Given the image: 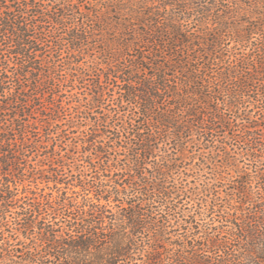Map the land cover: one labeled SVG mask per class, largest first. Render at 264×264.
<instances>
[{
    "label": "trees",
    "instance_id": "obj_1",
    "mask_svg": "<svg viewBox=\"0 0 264 264\" xmlns=\"http://www.w3.org/2000/svg\"><path fill=\"white\" fill-rule=\"evenodd\" d=\"M218 138L184 215L165 145ZM0 264H264V0H0Z\"/></svg>",
    "mask_w": 264,
    "mask_h": 264
},
{
    "label": "rangeland",
    "instance_id": "obj_2",
    "mask_svg": "<svg viewBox=\"0 0 264 264\" xmlns=\"http://www.w3.org/2000/svg\"><path fill=\"white\" fill-rule=\"evenodd\" d=\"M59 57H61L63 59L64 54H62ZM85 60H86L87 64H90V72H89L90 76H87L86 80L83 81L84 82V88H82V89L84 91H87V88L90 87V85L93 82V80L91 78L96 80L98 78V74L100 71L97 69V67H95L94 64H92L91 57L87 56ZM114 89H116V87H114ZM106 103H107V106H106L107 110H109L111 107L115 106L112 98H109L106 101ZM129 107L133 108L135 106H134V104H128V108ZM106 108H104V111H106L105 110ZM112 109H114V108H112ZM125 109H127V108L125 107ZM72 111H73L72 108H68V110L66 111V114L64 116L67 118L68 117L70 118V116H71L70 113ZM134 111L135 112L125 110V111H121L120 113H118L117 115L120 118V122H123L126 119H130L131 117H134V115L136 116L137 109H135ZM250 113L254 114L257 112H256V110H252ZM72 114H74V113H72ZM91 115H94V114L91 113ZM81 119L82 118H80V117H74V123L81 122ZM120 122H117V123H120ZM83 123L84 122L81 123L82 125H79V128H77V126H75L74 129H77L78 131L76 130V132H70L69 133V138H68L66 143L70 145V148H71V145L73 144V142H76L77 146L81 144V138H83L85 136V134H86L85 129L87 128L85 125H83ZM82 129H84V130L81 132ZM194 139H195V137L192 139V141H194ZM219 140H220V138L215 140L214 145H208V146L200 145L202 147V149H196V147L193 144H191V146L187 147V150H185L183 152L184 154L179 153L176 150H174L172 148V146H173L172 144H166L165 145L167 148V155H172L173 158L180 159V160H178V162L181 166L180 171L176 172V173L174 172L173 177H175L176 181L185 183L184 185H186L187 188L191 189V190H189V192L187 194L188 196L189 195H191L190 197L196 196V198H194L195 201L192 198L190 199V197L185 198V196H184L181 199V202L177 203L178 209H180L181 213L184 215H187L186 213H189V212L197 213L200 210H204L206 208V203L213 201L211 198L218 196V195H224V192L226 191L225 187L228 186V185H226V184H228V180L230 179L231 175H236L235 166L231 165V162H230V160H228V157L225 156L224 154H222L223 152L219 150V147H220ZM69 145L66 146V150H67V148H69ZM204 147H206V148H204ZM231 150L232 151H234V150L238 151V150H236V148H234V150L233 149H231ZM64 152L65 151H62V153H64ZM157 153H158V156H157L156 161L158 162L162 158H164L163 157L164 155H162V154H165V153H163L162 150L157 151ZM67 156H69V155H67ZM202 157L204 158L203 160H202ZM79 158H77L78 159L77 162L80 163V165H84L86 162H84V160L79 159ZM247 162H248V160L244 159L240 163L239 166L243 165L244 167L242 169H245L246 167H248V165L246 164ZM48 163H50V162H48ZM44 166L47 167L48 164H45ZM152 166H154V162H153V158H150L148 160L147 167H148V169L151 170ZM65 172H68V170H65ZM204 183H207L208 186L211 187V190L201 192V188L204 185ZM40 185L44 186V183L42 182ZM195 187H197V188H195ZM196 201H199V203H197ZM7 214H9V218H11L12 215H10V212ZM11 220H12V218H11ZM171 223L172 224L175 223L174 218L171 219ZM181 231L182 230L174 232V236L177 237Z\"/></svg>",
    "mask_w": 264,
    "mask_h": 264
}]
</instances>
